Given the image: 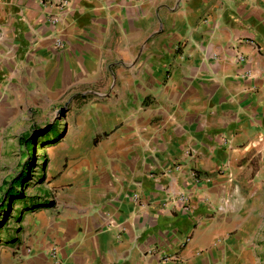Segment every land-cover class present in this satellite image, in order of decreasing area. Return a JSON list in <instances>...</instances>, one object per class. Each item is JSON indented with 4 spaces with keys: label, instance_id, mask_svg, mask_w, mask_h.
Segmentation results:
<instances>
[{
    "label": "crops",
    "instance_id": "1",
    "mask_svg": "<svg viewBox=\"0 0 264 264\" xmlns=\"http://www.w3.org/2000/svg\"><path fill=\"white\" fill-rule=\"evenodd\" d=\"M263 69L264 0H0V137L81 106L13 264H264Z\"/></svg>",
    "mask_w": 264,
    "mask_h": 264
},
{
    "label": "rangeland",
    "instance_id": "2",
    "mask_svg": "<svg viewBox=\"0 0 264 264\" xmlns=\"http://www.w3.org/2000/svg\"><path fill=\"white\" fill-rule=\"evenodd\" d=\"M69 96L30 105L22 120L9 124L0 137V264L17 262L19 246L31 238L35 211L55 206V196L49 197L50 183L68 159L63 153L76 137L81 107ZM30 199L49 204L35 210Z\"/></svg>",
    "mask_w": 264,
    "mask_h": 264
},
{
    "label": "built area",
    "instance_id": "3",
    "mask_svg": "<svg viewBox=\"0 0 264 264\" xmlns=\"http://www.w3.org/2000/svg\"><path fill=\"white\" fill-rule=\"evenodd\" d=\"M57 19H52V22H56ZM56 47H60L59 43H56ZM234 61L237 65H246L248 63V60L245 58L244 55L240 53H236L234 57ZM245 76H250V72H245ZM259 75L261 78H264V69L263 71L259 72ZM178 168V166L176 167ZM194 178L197 177L196 173H193L192 175ZM169 194L173 197L175 205H179L182 207V211L186 210L189 206L186 205L187 198L184 194H174L171 190H169ZM43 255L49 260L50 264H63L62 259L59 256L58 249L55 245H49L46 250L43 252Z\"/></svg>",
    "mask_w": 264,
    "mask_h": 264
},
{
    "label": "trees",
    "instance_id": "4",
    "mask_svg": "<svg viewBox=\"0 0 264 264\" xmlns=\"http://www.w3.org/2000/svg\"><path fill=\"white\" fill-rule=\"evenodd\" d=\"M54 133H55V132H54ZM53 135H54V134H53ZM8 194L11 195V192L9 191ZM29 204L32 205V207L35 208V210H36V209L41 208L42 206H46L47 204H49V202H48V203L41 204V203L34 202L33 200L30 199ZM26 207H27V206H26ZM33 208H32V209H33Z\"/></svg>",
    "mask_w": 264,
    "mask_h": 264
}]
</instances>
